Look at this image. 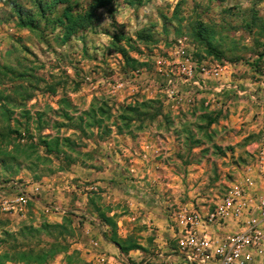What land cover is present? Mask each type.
<instances>
[{"label":"rangeland","instance_id":"374dc122","mask_svg":"<svg viewBox=\"0 0 264 264\" xmlns=\"http://www.w3.org/2000/svg\"><path fill=\"white\" fill-rule=\"evenodd\" d=\"M10 1L0 0V133H11L9 144L0 137V184L32 183L41 202H31L25 216L0 212L3 249L13 242L38 249L54 238L77 249L74 239L85 225L93 224L92 217L101 220L97 205L113 215L120 236L141 245L132 250L144 257L129 256L131 264L148 258L157 264V257L176 254V214L213 207L244 175L253 160L250 150L264 132V21H258L264 19V0H143L133 6L115 0L97 10L95 24L66 41L60 25L49 22L65 4L42 16L35 0H17L28 11L25 19L39 26L30 28L20 24ZM91 3L71 0L76 12ZM179 38L210 66L224 67L225 89L215 90L219 81L209 76L203 89L179 83L170 96L172 86L156 58L168 56ZM235 84L247 92L240 96ZM102 100L111 113L105 119L110 133L99 137L93 126L83 134L79 117ZM148 101L138 111L149 120L135 113H128L134 117L129 125L120 120L122 106ZM47 134L75 143L70 164L43 146L29 147ZM18 143L27 150H16ZM45 223L63 227L21 231ZM126 223L131 232L123 236ZM44 264L67 262L62 254ZM254 264H264V258Z\"/></svg>","mask_w":264,"mask_h":264},{"label":"built area","instance_id":"2783aa9c","mask_svg":"<svg viewBox=\"0 0 264 264\" xmlns=\"http://www.w3.org/2000/svg\"><path fill=\"white\" fill-rule=\"evenodd\" d=\"M156 67L168 77L170 96L177 94L179 83L203 89L209 76L219 81L215 90L227 86L221 81L224 67L210 66L185 38L177 39L168 56H158ZM232 87L240 95L245 93L236 84ZM250 152L253 160L244 175L228 186L213 207L176 214L178 251L187 264H254L264 258V133ZM4 193L1 210L25 216L31 196L23 189L11 196ZM92 245L99 247L96 241ZM96 256L99 264H111L105 252Z\"/></svg>","mask_w":264,"mask_h":264},{"label":"trees","instance_id":"16d2710c","mask_svg":"<svg viewBox=\"0 0 264 264\" xmlns=\"http://www.w3.org/2000/svg\"><path fill=\"white\" fill-rule=\"evenodd\" d=\"M115 0H92L90 8L76 12L74 11V6L71 4V0H35L36 4L38 5L39 11L42 13V16L46 15L47 11L52 10L51 8H55L59 4H65L64 8L60 11H57L50 19L49 22H54L55 24L58 23L63 30V35L61 38L63 41L70 39V37L81 29H85L92 24H95L99 20V15L97 13L98 9L108 7L112 5ZM143 0H125L126 4L129 5H136L141 3ZM11 8L16 12L18 18L20 20V24L22 26L30 27V28H38L39 26L29 22L28 19H25L24 15H27V9L24 8L17 0L10 1ZM55 10V9H54ZM253 21L257 24L256 17L253 18ZM258 21H264L262 17L258 18ZM139 38L142 39L143 35H139ZM198 55V53H197ZM199 56V55H198ZM18 77H22L26 80H30L26 73H21ZM64 102L67 104H71V100L67 97H64ZM101 103L100 105L98 103ZM149 104L148 102H143L142 104L137 103L135 105H126L122 106V112L124 113L119 116L120 120L124 122L126 125L132 123L134 120L133 116H129L128 113H135V115H143L145 113H141L138 111V108L147 107ZM83 115L79 117V128L83 131V134L86 135V128L93 127L96 128L97 134L99 137L107 136L110 133V128L105 123V119L111 118V113L109 112V107L106 101H95L94 105H92L88 110L82 112ZM159 114V110H157L153 115H151V119H154ZM106 116V117H105ZM146 119H150L149 116L145 114V118L141 119L144 121ZM118 130L121 132V125L117 124ZM22 136V133H20ZM1 142L5 140L7 144H9L11 139V133L7 135L5 133H0ZM29 147L36 149L39 146H43L48 153H55L56 156H60L62 154L64 159H66L67 163L70 164L74 159H72V155L69 153V150L76 151L75 143L70 141L69 137L60 138L58 135L52 136L51 134L47 135H40L38 142L30 143ZM65 144V148L62 146ZM28 147H23L20 143L16 144V150H20L25 152ZM78 152V151H77ZM7 154H12V152H7ZM32 156V155H30ZM38 159H41V155H38ZM48 158V157H45ZM52 161V159L48 158ZM97 193L94 192V195ZM90 201L95 203V198H91ZM94 209L98 212V216L100 217V224L101 225H108L112 230V233L109 234L108 231L104 230L105 238L109 239L110 241L116 243L120 248V251L124 255H128L132 249H138L141 245L134 240L132 236L122 237L117 232V224L113 219V215L107 214L106 211L101 210L97 205L94 206ZM58 227H63V225L54 223H45L41 227H33L25 225L21 231L26 232L27 234L37 233L42 230H46L48 233H51V229H57ZM4 236L9 238L15 237V233L4 231ZM7 242L6 239H2L0 237V264H4L6 261L12 263H23V264H44L46 263L51 257L62 255L65 258L67 264H93L90 261L85 260L81 257L80 252L78 249L71 250L69 248L68 243H61L56 238L52 241H46V246L37 247L29 246L25 247L26 249H20L23 247L19 243H10L8 244L6 249H3V244Z\"/></svg>","mask_w":264,"mask_h":264},{"label":"crops","instance_id":"0c3cea01","mask_svg":"<svg viewBox=\"0 0 264 264\" xmlns=\"http://www.w3.org/2000/svg\"><path fill=\"white\" fill-rule=\"evenodd\" d=\"M242 91H244L245 93L247 92V90H242ZM243 95H240V96H243ZM17 186H13L12 184H7V185H1L0 184V195H2L3 192H5L7 195L11 196L13 192H17L18 191V193H19L21 189L25 190L31 196V201L29 202L28 211H29L31 202H34V201L41 202L40 201V199H41L40 195H38L36 193V191H35V189H37L36 185L31 183V184H26V185H23V184L22 185H20V184L18 185L17 184ZM19 187H20V189H19ZM0 210H1V207H0ZM0 212L2 213L1 215H7V216L8 215L9 216L17 215L15 213H5V212H3V210H1ZM92 218H93L92 221H94L93 224L92 225L91 224H86L84 233L81 236L75 238L74 239V244H73L75 248H77V249L82 251L83 255L85 256V258L88 261H91V262L93 261L94 264H99L97 262V256H96V254H98L99 251L105 252L108 255V258H109L111 264H125V263L131 264L130 261L128 262V257L129 256L131 257V256L136 255V254H138V256H140L139 258H141L140 260H142V258L144 256H143V254L141 252H139V250H131L128 255H124L120 251V248L118 247V245L116 243H114V242L110 241L109 239L105 238L104 230H106V229L104 228V226H102L100 224L98 219H96L95 217H92ZM174 227H173L172 230L174 232V237H176L177 226H176V229H174ZM124 230L127 231V233L128 232L130 233L131 232V226H129V224L127 225V223H126V225L124 226V229L121 230V232L123 231V236H126L124 234ZM220 232H222V230ZM92 241L98 242L99 247L98 248L93 247ZM163 243H165V242H163ZM165 244H162V245H165ZM60 258H61V256H60ZM148 259H150L149 262L152 263V260L155 259V258H153V259L148 258ZM144 260H147V258L144 259ZM149 262L144 263V264H149ZM155 262L157 264H187V262L182 259L179 251H177L176 254L175 253H173V254L170 253L168 255H161V256L156 258ZM138 264H139V262H138Z\"/></svg>","mask_w":264,"mask_h":264}]
</instances>
